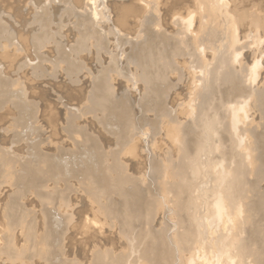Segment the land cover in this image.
<instances>
[{
    "label": "rangeland",
    "instance_id": "obj_1",
    "mask_svg": "<svg viewBox=\"0 0 264 264\" xmlns=\"http://www.w3.org/2000/svg\"><path fill=\"white\" fill-rule=\"evenodd\" d=\"M141 1L98 0L95 2L94 0L97 4L91 5L93 0H0V155L3 153V157L5 156L8 160L11 158L13 161L9 160L12 163L10 166L0 164V169L2 168L0 173L4 171L0 174V264H94V254H101V252L102 254L105 252L103 254L104 258L112 255V258L115 256V258L124 257V260L130 259L131 261L128 260L129 263L132 260L134 263L137 255H135L136 249H133L135 246L131 241L132 236L130 239L128 235L120 234L123 231L117 222L113 220L111 223L109 222L110 225L113 224L110 227L103 218L100 219L99 215L97 217L96 208L94 207L96 204L88 199L89 196L86 195L85 185L87 183L85 182L88 180L87 177L91 175L90 179H96L97 177L100 181L103 175L99 172L103 174L101 170L105 169V164L108 165L115 160L118 166L123 163L120 169L126 175L131 176H128L130 181L124 184L125 192L129 193V191L137 189L143 194V201L146 200L145 205H150L151 209L154 210V213L151 211V217L155 216V218L150 217L148 219L151 220L150 222L142 219V225L141 222L133 224L135 230L145 228L149 224H144L150 223L149 229H145L150 230V227H152L153 229L150 231L160 233L161 241L166 243L167 248L172 250L173 256L170 251L171 257L170 255L169 257L174 260L177 258V261L169 258L170 261H173L170 262L171 264H187L188 262V255L182 254L184 252L180 250V246H177L173 239V235L177 231H181L179 226L186 216L193 217L192 228L198 231L199 234H203V237L201 235L196 236L194 239L195 244L193 242L197 254L200 252L197 248L199 247L198 249L201 250V245H207L211 249L203 246L205 250L207 249L205 252L207 260L205 261L203 256L202 258L198 257L199 264L201 262L202 264H205V262L206 264L214 263V261L211 262L213 260L212 254H218L215 251H218L219 246L222 248L223 243L229 247L228 244H232L235 240L232 247L236 245L234 248H237L245 234L247 239L245 237L243 241L245 243V240H250L248 242L251 245L246 242L251 246V249L252 247L261 246L258 237L257 240L254 238L258 236L255 235L257 229L253 227L255 229L253 231L254 229L250 224H247L248 228L244 229L245 224L243 226L241 224L243 227L241 228L239 221H236L239 234L232 224V228L230 229L229 224L228 228L230 230H227L225 223L229 220L225 219L224 214V216H221L220 226L217 224L218 228L216 224L211 223L214 227L216 226L217 230L215 231V228H212L213 226H211V229L209 228L210 222L207 221H210V218L205 214L212 215L211 218H213V213L211 214L212 203H214V200L216 201L215 198L218 196L216 192H220V189H222L220 184L224 186L223 183L218 181V179L220 180L218 165L226 167L221 168V170L227 168L228 170H236L235 166L240 167L241 165L240 169L252 171L253 164L251 165L250 159L260 157L258 161H261L260 170L263 172L260 173L259 171L260 175L257 176H255L257 173L252 172L253 175L250 172L244 179L247 187L254 188L258 194L264 196V0ZM90 8L91 10L92 8L95 9L96 12L91 11ZM92 12L95 13V16L92 15ZM186 14H189V18L191 17L193 20L192 30L189 29L190 31L184 29L185 24L183 22L186 21L183 20L182 22V19L186 18ZM95 17L96 21L94 20ZM204 24L205 27H203ZM206 26H209V28ZM206 28L208 31L210 30L207 35H212L209 37L205 35L204 38L198 36V34L203 35L202 30L206 32ZM192 37L194 41L198 42L192 43ZM199 43L202 44L199 45ZM212 44L213 46H211ZM150 49H155L156 52L153 53L155 50L151 52ZM145 50L147 52H144ZM160 50L163 55L158 53ZM172 50L177 54L172 53ZM201 51L206 53L203 52L202 54ZM234 51L238 54V56L236 55L238 61L233 60V64L237 61L235 67L233 66L236 68V80L234 79L233 84L229 83L230 85L222 81L219 82L218 79L217 81L214 68H216V62L220 58L218 56H225L228 53L235 54ZM146 56L148 57L145 59ZM208 63V66L213 65L209 69ZM255 64H257L258 69H255V73L259 75L253 82L251 81L250 71L253 67L256 68ZM137 66H139V70L136 68ZM204 66H207V68ZM164 67L165 69H163ZM141 68L150 71L151 75L146 70H141ZM211 68L212 70H210ZM136 69L141 71L139 72L140 76ZM200 70L202 76H199L201 75ZM142 72L148 73L153 81L149 79L144 82L142 76H146L144 75L146 73L143 74ZM159 72H162L161 74L164 76H161ZM155 74L161 78H158ZM162 77L164 78L162 79ZM105 80L107 84L101 85L99 83H105ZM201 84L207 85L202 88L199 86ZM147 85L150 90L144 88ZM104 86H109L110 91L103 88ZM210 90L213 92L211 93ZM96 91L98 93L103 91L105 94L104 103H111V105L107 104L109 106L106 105L104 110L99 109L100 112L98 110L90 111V114L86 113L85 109L89 96ZM105 91H108L107 94ZM196 91H198V94H196ZM103 93H101L102 96ZM200 103H203L202 106ZM106 108H110V110ZM122 109L126 111V120H122L119 118L120 116L118 117L120 114L117 113L118 111L120 113ZM196 110H198L197 113ZM235 115L237 116L236 127L239 129L237 132L233 131L232 125L233 116ZM209 120L212 123V125L209 123L211 126L208 124ZM66 126L69 128L67 129ZM200 136L204 138L202 139ZM123 138L126 141H123ZM127 139L129 143H126L128 142ZM176 139L183 140L187 143V146L190 145L188 147L190 154L188 153V155L191 156H188V159L184 162L189 164V170L192 172L189 173L188 170L187 182H191L188 183L191 184L188 189H191L193 195L190 190H187V196L190 193L188 198L189 200L192 198V201H190H195L196 205L190 202L195 206L192 208L193 205L189 204V207L185 210L186 212H184L185 215L184 213H177L176 206L171 202L169 203L171 198L166 197L164 184H162L166 182V179L160 174L159 179L161 180H159V170H156L178 160L180 150ZM207 139L210 141L207 142ZM119 142L123 146L127 144L126 147L120 148L122 145ZM129 146L130 150H128ZM209 146L210 148H208ZM216 147H218V150H216ZM118 150L121 152L119 153ZM201 151H203L202 154ZM232 152L234 155H232ZM113 154H118L117 158ZM246 154L247 156H245ZM100 156L104 161H101ZM111 157L113 161L110 162L108 160ZM17 161L18 163H16ZM190 161H196V164L193 166L194 162L190 163ZM213 163L218 164L216 166ZM25 164L26 166L29 164V168L33 171L31 169H29L30 171L27 170L28 167L26 168ZM238 164L240 165L238 166ZM198 167L200 169L195 172ZM24 168L28 173L27 175L31 176L33 180L31 178L27 179L28 176L22 173L25 172ZM215 168L216 171H214ZM6 170L8 171L7 174L5 173ZM12 172H18L24 175L25 178L22 175H14ZM29 172H32L31 175ZM85 173H88V175ZM155 173L157 176L154 175ZM33 174L36 177H39V174H41V177L43 175L42 180L41 177H39L40 179L35 178ZM193 174L195 177H193ZM214 174L217 175V180L214 178ZM16 176L22 177L23 182L20 178H18L20 182L18 179L16 180ZM85 176L87 180L84 178ZM196 176L197 178L200 176V178L196 180ZM191 177L193 180H190ZM131 178L138 180L137 185ZM37 180L41 184H38ZM215 180L220 184H217ZM32 181L35 182V185L32 184ZM81 181L84 183L82 188L80 186L83 184ZM193 181H196L194 185ZM129 182L132 183L128 185ZM26 184L31 185V187L34 186V188L30 189ZM213 187L216 189H213ZM197 188L202 189H199L201 191L198 192ZM213 193H216L215 196ZM46 196L51 202H48L47 199L41 201L42 197L44 199ZM108 196L107 199L109 200L104 198L105 201L116 205V208H118L120 199L115 193ZM249 197H254L253 192ZM132 202L136 204V199H130L129 205H133ZM204 204H207V206ZM151 205L154 208L156 206V208L153 209ZM9 206H11L10 210L12 211L8 210ZM197 206L198 208H195ZM210 208L211 210H209ZM196 209L202 211L198 212ZM18 211L20 214L22 213V218L27 221L24 226L12 222L21 218ZM90 211H93L94 215L89 213ZM11 212L14 214L12 215ZM79 212L84 214L81 213V215ZM186 213L193 214L190 216ZM261 213V217H263L260 218L264 220L263 212ZM228 214L231 215L229 217H232L230 220L233 223L232 219L235 215L233 216L230 212ZM182 216L183 218H181ZM194 216L198 220H195ZM201 216H205L207 219L204 217L205 221H203ZM12 217H14L13 220ZM85 218H87V221ZM256 218L257 216H255ZM177 219H179V222ZM194 220L199 222L200 226ZM233 220L236 223V217ZM263 220L259 221L264 226ZM114 222L118 225L117 227ZM192 222L190 221V224ZM77 223L80 227H75ZM261 224L259 223V225ZM197 225L199 228H194ZM205 226H208V228ZM200 227L205 228L202 230ZM74 229H77V231ZM232 229L233 231H231ZM246 229H249L250 233L249 231L247 233ZM204 230L206 231L202 233ZM228 231H230L229 235ZM230 234L235 237L230 238ZM248 235L251 237L250 239ZM239 236L242 240L238 238ZM164 237H168L166 242ZM224 237L225 241H223ZM29 238L35 243H32ZM217 238H221L219 239L221 242ZM228 238L230 239L228 240ZM201 239H204L205 243L203 240L201 242ZM169 241L171 243L175 242V249L171 243V245L168 244ZM177 250H180L179 253L176 252ZM6 251L9 255L5 253ZM110 252L112 254H108ZM101 257L102 260H105L103 256ZM180 257L184 261H179ZM92 259L93 261H91ZM103 263L104 261L101 264ZM95 264L98 263L95 262Z\"/></svg>",
    "mask_w": 264,
    "mask_h": 264
},
{
    "label": "bare ground",
    "instance_id": "obj_2",
    "mask_svg": "<svg viewBox=\"0 0 264 264\" xmlns=\"http://www.w3.org/2000/svg\"><path fill=\"white\" fill-rule=\"evenodd\" d=\"M96 1H98V0H95V2ZM104 1V0H103ZM141 1V0H140ZM143 1V0H142ZM141 1V2H142ZM212 1H214V0H212ZM224 1V0H223ZM94 0H93V3H91V5H93L94 3ZM144 2V1H143ZM215 2H216V0H215ZM105 3V2H104ZM153 3V2H152ZM212 3V2H211ZM95 4H97V3H95ZM110 5V4H109ZM111 5H112V3H111ZM113 5H115V4H113ZM129 5V4H128ZM214 5V4H213ZM217 5H219L218 3H217ZM95 6V5H94ZM94 6H92V7H94ZM156 6V5H155ZM216 6V5H215ZM215 6H213V7H215ZM98 7V6H97ZM101 7V6H100ZM104 7H105V5H104ZM95 8H96V6H95ZM117 8V7H116ZM44 9V8H43ZM125 9V8H124ZM147 9V8H146ZM90 10H91V8H90ZM92 10L93 11H95V9H93L92 8ZM91 10V11H92ZM112 10V9H111ZM102 11V10H101ZM105 11V10H104ZM159 11H160V9H159ZM208 11V10H207ZM96 12V11H95ZM125 12V11H124ZM157 12V11H156ZM93 13V14H92ZM91 14L92 15H94L95 16V13L94 12H92ZM98 13V12H97ZM189 13V12H188ZM100 14V13H99ZM192 14V13H191ZM98 15V14H97ZM101 15V14H100ZM117 15H118V13H117ZM189 14H186V18H183L182 19V22H183V20H185L186 22H183L184 24H185V27H184V29H186V31H188L189 29H191L192 28V26H193V20H192V18L190 17L189 18ZM196 16V15H195ZM97 17V16H96ZM96 17H95V21L97 20L96 19ZM188 17V18H187ZM193 17V16H192ZM115 18V17H114ZM117 18H119V17H117ZM182 18V17H181ZM176 19V18H175ZM101 20V19H100ZM115 20V19H114ZM103 21V20H102ZM175 21V20H174ZM112 22V21H111ZM114 22V21H113ZM154 22V21H153ZM160 22V21H159ZM176 22V21H175ZM179 22V21H178ZM156 24H158V23H156ZM163 24V23H162ZM182 24V23H181ZM183 24V25H184ZM208 24V23H207ZM206 24V25H207ZM178 25V24H177ZM209 25V24H208ZM198 26V25H197ZM200 27V26H199ZM199 27H198V29H199ZM203 27H205V24H204V26ZM206 27H208L209 28V26H206ZM182 28V27H181ZM202 29V28H201ZM207 29V28H206ZM192 30V29H191ZM195 30H197V29H195ZM194 30V31H195ZM185 31V32H186ZM190 31V30H189ZM210 31V30H209ZM208 31V29L206 30V32L204 31V30H202V33H203V35H199L198 34V36H203V38L205 37V35H207L208 33L207 32H209ZM197 32H199V31H197ZM196 32V33H197ZM192 33H194V32H192ZM176 34V33H175ZM177 35H178V33H177ZM189 35H192V34H189ZM195 35H197V34H195ZM210 35H212V34H210ZM209 35V36H210ZM174 36V35H173ZM208 36V35H207ZM208 36V37H209ZM182 37V36H181ZM189 37V36H188ZM195 37H197V36H195ZM177 38H179V37H177ZM183 38V37H182ZM185 38V37H184ZM212 38V37H211ZM197 39H199V38H197ZM202 39V38H201ZM206 39V38H205ZM209 39V38H208ZM213 39V38H212ZM191 40H193V37H192V39ZM188 41V40H187ZM196 41V40H195ZM194 40L193 41H191L192 43L194 42V43H196V42H198V41H196L195 42ZM204 41V40H203ZM205 41H207V40H205ZM42 42V41H41ZM160 42V41H159ZM184 42V41H183ZM188 42H190V41H188ZM190 42V43H191ZM210 41L208 40V43H209ZM39 43V42H38ZM37 43V44H38ZM202 43H204V42H202ZM202 43H199V45H201ZM207 43V45H209ZM181 44V43H180ZM187 44V43H186ZM205 44V43H204ZM148 45V44H147ZM184 45V44H183ZM194 45V44H193ZM196 45V44H195ZM158 46V45H157ZM164 46V45H163ZM190 46V45H189ZM211 46H213V44L211 45ZM138 47H139V45H138ZM206 47V46H205ZM161 48V47H160ZM159 48V49H160ZM200 48H201V46H200ZM203 48V47H202ZM208 48V47H207ZM216 48V47H215ZM175 49V48H174ZM173 49V50H174ZM188 49H190L189 47H188ZM137 50H138V48H137ZM149 50V49H148ZM153 50H155V49H153ZM153 50H151L150 49V51L152 52ZM157 50H158V48H157ZM173 50L171 51L172 53H174L173 52ZM185 50V49H184ZM187 50V49H186ZM218 50V49H217ZM149 51V52H150ZM168 51V50H167ZM178 51V50H177ZM211 51V50H210ZM144 52H147L146 50L144 51ZM150 52V53H151ZM156 52V50L155 51H153V53H155ZM158 52V51H157ZM160 52H162L161 50L158 52V53H160ZM170 52V51H169ZM168 52V53H169ZM170 52V53H171ZM198 52H200V51H198ZM204 52V51H203ZM203 52L201 51V53L203 54ZM236 51H234V53H235ZM150 53H149V55H150ZM165 53V52H164ZM167 53V52H166ZM169 53V54H170ZM171 53V54H172ZM176 53V52H175ZM174 53V54H175ZM181 53V52H180ZM206 52H204V54H205ZM144 54V53H143ZM161 55H163L162 53H160ZM177 54V53H176ZM217 54V53H216ZM232 54V55H231ZM145 55H148V54H145ZM156 55V54H155ZM159 55V54H158ZM165 55V54H164ZM168 55V54H167ZM184 55V54H183ZM238 56V54L237 53H235V54H233V53H228L227 55H225V56H218V57H220L218 60H217V62H216V65H215V67L216 68H214L215 69V71H214V75H215V77H216V80L218 79L219 80V82L220 81H222L223 83H226V84H233V81H234V79L236 80V78H235V69L236 68H234L235 66L234 65H236V63H237V59H236V57ZM160 56V55H159ZM139 57H140V55H139ZM148 56H146L145 57V59L147 58ZM158 57V56H157ZM164 57V56H163ZM167 57V56H166ZM171 57V56H170ZM173 57V56H172ZM217 57V58H218ZM137 58V57H136ZM144 58V57H143ZM139 59V58H138ZM152 59V58H151ZM166 59V58H165ZM135 60V59H134ZM137 60V59H136ZM167 60V59H166ZM233 60H237L234 64H233ZM139 61V60H138ZM137 61V62H138ZM146 61H148V60H146ZM149 61H151L150 59H149ZM152 62H154V61H152ZM150 63V62H149ZM152 64V63H151ZM157 64H160V63H157ZM162 64V63H161ZM211 64V63H210ZM239 64V63H238ZM153 65H154V63H153ZM209 65V63L207 64V66ZM212 65V64H211ZM210 65V66H211ZM256 65L257 64H255V67H256ZM149 66H151V65H149ZM207 66L205 67V68H207ZM210 66H208V69H209V67ZM213 66V65H212ZM234 66V67H233ZM254 66V65H253ZM139 66H137L136 68H138ZM155 67V66H154ZM203 67V68H204ZM156 68V67H155ZM163 69H165V67L163 68ZM178 69V68H177ZM208 69H203V70H208ZM255 69H257V67L256 68H254L253 67V69L250 71V75H251V78H252V80L251 81H255V79H257V77H258V75L259 74H256L255 72ZM70 70V69H69ZM69 70H68V72H69ZM137 70V69H136ZM138 70H139V68H138ZM137 70V71H138ZM141 70H143V71H145L144 69H142L141 68ZM154 70H158V69H154ZM202 70V69H201ZM201 70H200V74L202 73L201 72ZM210 70H212V68L210 69ZM258 70V69H257ZM147 71V70H146ZM160 71V70H159ZM238 71V70H237ZM139 72H141V71H138V73ZM148 72V71H147ZM156 72V71H155ZM205 72V71H204ZM71 73V72H70ZM143 73V72H142ZM144 73H146V72H144ZM143 73V74H144ZM149 74L151 73L150 71L148 72ZM148 73H146V74H144V75H146V76H142L143 77V79L141 78V77H139V78H141L144 82L146 81L147 82V80H149L151 77H149L148 76ZM154 73V72H153ZM157 73V72H156ZM162 73V72H161ZM160 72H159V74L162 76L163 74H161ZM205 74H207V73H205ZM142 75V74H141ZM154 75V74H153ZM156 75V74H155ZM159 75V76H160ZM135 76H136V74H135ZM139 76H140V73H139ZM157 76V75H156ZM164 76V75H163ZM199 76H202V74L201 75H199ZM210 76H212V75H210ZM137 77V76H136ZM158 77V76H157ZM134 78V77H133ZM155 78V77H154ZM153 78V79H154ZM158 78H161V77H158ZM164 77H162V79H163ZM198 78V77H197ZM206 78V77H205ZM209 78V77H208ZM208 78H207V80H208ZM214 80H215V78L214 77H212ZM243 78H244V76H243ZM138 79V78H137ZM156 79V78H155ZM155 79H154V81H155ZM161 79V80H162ZM210 79H211V77H210ZM209 79V80H210ZM141 80V81H142ZM151 80V79H150ZM158 80V79H157ZM198 80V79H197ZM203 81H204V79H202ZM206 80V79H205ZM206 80V81H207ZM217 80V81H218ZM240 80V79H239ZM101 81H102V79H101ZM140 81V80H139ZM151 81H153V80H151ZM150 81V83H152ZM164 81V80H163ZM199 81V80H198ZM197 81V82H198ZM213 81V80H212ZM211 81V83H213ZM242 81V80H241ZM251 81H250V83H251ZM263 81V80H262ZM161 82V81H160ZM200 82V81H199ZM205 82V81H204ZM244 82V81H243ZM99 83H101V85H103V84H107L106 83V80H105V83H102V82H99ZM201 83V82H200ZM203 83V82H202ZM208 83V82H207ZM142 84V83H141ZM146 84V83H145ZM166 84H168V83H166ZM191 84V83H190ZM209 84H210V82H209ZM208 84V85H209ZM215 84V83H214ZM213 84V85H214ZM229 84V85H230ZM100 85V84H99ZM98 85V86H99ZM101 85L99 86L100 87V89H101ZM150 85V84H149ZM164 85H165V83H164ZM202 85V86H201ZM201 85H199L200 87H202V88H205V85H207V84H205V85H203V84H201ZM225 85V84H224ZM239 85V84H238ZM151 86V85H150ZM204 86V87H203ZM219 86H221V85H219ZM236 86V85H235ZM255 86V85H254ZM95 87V86H94ZM149 86L147 85V87H144L145 89L146 88H148ZM167 87H168V85H167ZM192 87V86H191ZM210 87V89H211V86H209ZM213 87V86H212ZM225 87V86H224ZM251 87V86H250ZM103 88H106V89H108L109 88V86L108 87H106V86H104ZM150 88V87H149ZM148 88V89H149ZM208 88V87H207ZM242 88V87H241ZM100 89H98L99 91H100ZM105 89V90H106ZM153 89V88H152ZM162 90H163V88H161ZM161 89H160V91H161ZM165 89V88H164ZM195 89V88H194ZM95 90V89H94ZM103 90V89H102ZM109 91H110V89H108ZM150 90V89H149ZM154 90V89H153ZM192 90V89H191ZM212 90V89H211ZM210 90V91H211ZM227 90V89H226ZM233 90H235V89H233ZM148 91V90H147ZM157 91V90H156ZM231 91V90H230ZM108 92V91H107ZM107 92L105 91V93L107 94ZM148 92H150V91H148ZM153 92V91H152ZM162 93H163V91H161ZM197 93L196 94H198V91H196ZM209 92V91H208ZM213 91H211V93H212ZM222 92V91H221ZM232 92V91H231ZM101 93H103V91L101 92ZM100 92L98 93V91H96V92H94L93 94H90L91 96H89V100H88V103H87V106H86V113L88 112H94V111H98L99 109H101V110H104V108H105V106L107 105V104H109V103H104V100H105V98H104V93H103V96H102V94H101ZM155 94H156V92H154ZM192 93H194V92H192ZM210 93V94H211ZM217 93V92H216ZM225 93V92H224ZM237 93V92H236ZM158 94V93H157ZM161 94V93H160ZM112 95V94H111ZM110 95V97L112 98V96ZM189 95V94H188ZM209 95V94H208ZM251 95V94H250ZM108 96V95H107ZM196 96V95H195ZM217 96V95H216ZM227 96V95H226ZM257 96V95H256ZM221 97V96H220ZM232 97V96H231ZM230 97V98H231ZM253 97V96H252ZM189 98H191V97H189ZM198 98V97H197ZM217 99V98H216ZM232 99V98H231ZM113 100H115L114 98H113ZM206 100V99H205ZM230 100V99H229ZM118 101V100H117ZM171 101V100H170ZM201 101H203V100H201ZM233 101V100H232ZM261 101V100H260ZM188 102H191V101H188ZM204 102V101H203ZM206 102V101H205ZM208 102V101H207ZM225 102V101H224ZM119 103V102H118ZM229 103V102H228ZM201 104V106H202V104L203 103H200ZM206 104V103H205ZM109 105H111V103L109 104ZM109 105H107V106H109ZM187 105V104H186ZM229 105V104H228ZM232 105H233V103H232ZM260 105V104H259ZM218 106H219V104H218ZM264 106V105H263ZM116 107H118V106H116ZM116 107H114V108H116ZM194 107V106H193ZM206 107V106H205ZM224 107V106H223ZM226 107V106H225ZM242 107V106H241ZM114 108H112V109H114ZM214 108V107H213ZM222 108V107H221ZM106 109H109L110 110V108H106ZM117 109H119V108H117ZM121 109V108H120ZM192 109V108H191ZM85 110H84V112H85ZM216 110V109H215ZM226 110V109H225ZM230 110H232V109H230ZM239 110V109H238ZM197 111L198 110H196L195 112L197 113ZM227 111V110H226ZM229 111V110H228ZM233 111V110H232ZM83 112V113H84ZM99 112H100V110H99ZM105 112V111H104ZM107 112H108V110H107ZM116 112V111H115ZM97 113V112H96ZM117 113V112H116ZM161 113V112H160ZM216 113H217V110H216ZM233 113H234V111H233ZM90 114V113H89ZM117 114H120V115H118V117L119 118H121L122 120H126V111H125V109L123 110L122 109V111L119 113V111H118V113ZM208 114V113H207ZM231 114V113H230ZM233 115V114H232ZM166 116V115H165ZM218 117V116H217ZM232 117V116H231ZM234 118H233V122H232V125H233V131H235V132H237V131H239V129L236 127V122H237V120H236V118H237V116L235 115V116H233ZM264 118V117H263ZM72 121V120H71ZM210 121V120H209ZM229 121H231V120H229ZM151 122V121H150ZM69 123V122H68ZM207 123V122H206ZM209 123H211V121L210 122H208V124ZM138 124V123H137ZM197 124V123H196ZM210 125V124H209ZM208 125V127H210L211 125H212V123H211V125L209 126ZM251 125V124H250ZM69 126V125H68ZM70 126H71V124H70ZM69 126V127H70ZM238 126V125H237ZM241 126V125H240ZM67 127V126H66ZM69 127H67V129L69 128ZM72 127V126H71ZM70 127V128H71ZM206 127H207V125H206ZM177 128V127H176ZM212 128H213V126H212ZM251 128V127H250ZM139 129V128H138ZM179 129V128H178ZM209 130H211V129H209ZM214 130V129H213ZM218 130V129H217ZM75 131V130H74ZM212 131V130H211ZM211 131H210V133H211ZM185 132V131H184ZM241 132V131H240ZM244 132V131H243ZM242 132V133H243ZM74 133V132H73ZM76 133V132H75ZM80 133V132H79ZM203 134V133H202ZM201 134V135H202ZM228 134V133H227ZM133 135V134H132ZM134 136V135H133ZM203 136V135H202ZM202 136H200V138H204V137H202ZM206 136H209V135H206ZM237 136H239V135H237ZM126 137V136H125ZM124 137V138H125ZM198 137V136H197ZM218 137V136H217ZM234 137V136H233ZM123 138V139H124ZM239 138H240V136H239ZM238 138V139H239ZM126 139V138H125ZM123 140V141H126V140ZM140 139V138H139ZM144 139V138H143ZM182 139V138H181ZM192 139H194V138H192ZM210 139V138H209ZM209 139H207V142L208 141H210ZM220 139V138H219ZM243 139V138H242ZM214 140V139H213ZM216 140V139H215ZM224 140V139H223ZM127 141H128V139H127ZM176 141L179 143V150H180V152H179V155H178V160L177 161H175V163H171L170 165L168 164V166H166V167H164V168H161V169H159L158 167V169H156V170H159L158 171V179H159V177H161V176H163L165 179H166V182H161L162 184H164L163 185V188H164V191H165V195H166V197H168V199L169 198H171L170 199V201H169V203L171 202V204H174L176 207H175V210H176V212L177 213H184V212H186L185 210L189 207V204H190V202L192 201L191 199V201L189 200V198H188V196L190 197V193H188V196H187V190H190V192H191V189H188V186H190L188 183H191V182H187L188 180H187V178H188V170H189V164L188 163H185L184 161H186L187 159H188V156H191V155H188V153L190 152V149L188 148L189 146H187V143H185V142H183V140H177L176 139ZM252 141V140H251ZM135 142V141H134ZM213 142V141H212ZM211 142V143H212ZM240 142V141H239ZM122 143H124V142H122ZM126 143H129V141L128 142H126ZM204 143H205V141H204ZM230 143V142H229ZM241 143V142H240ZM119 144H121L120 142H119ZM189 144V143H188ZM203 144V143H202ZM122 146L120 147V148H122V147H126V145H124L123 146V144H121ZM134 145V144H133ZM222 145H223V142H222ZM258 145V144H257ZM202 146V145H201ZM247 146V145H246ZM226 147V146H225ZM235 147H236V145H235ZM252 147V146H251ZM118 148V147H117ZM129 149L128 150H130V146L128 147ZM208 148H210V146L208 147ZM217 149L216 150H218V147H216ZM249 148V147H248ZM262 148V147H261ZM205 149V148H204ZM241 149V148H240ZM1 150V149H0ZM196 150V149H195ZM200 150V149H199ZM214 150V149H213ZM242 150V149H241ZM250 150V149H249ZM119 151V150H118ZM215 151V150H214ZM2 152H4V151H2ZM121 151H119V153H120ZM200 152V151H199ZM202 152L203 151H201V154H202ZM245 153H246V151H244ZM249 152V151H248ZM253 152V151H252ZM262 152V151H261ZM127 153V152H126ZM194 153V152H193ZM233 153V152H232ZM264 153V152H263ZM1 154V153H0ZM6 154V153H5ZM190 154V153H189ZM223 154V153H222ZM221 154V155H222ZM226 154V153H225ZM224 154V155H225ZM231 154V153H230ZM239 154V153H238ZM248 154V153H247ZM247 154L245 155V156H247ZM262 154V153H261ZM2 155H3V153H2ZM2 155H0L1 157H0V164L2 165V166H10V164H12V163H10V161L9 160H11V162H13L12 161V159L11 158H9V160L4 156H2ZM114 155V154H113ZM118 155V154H117ZM117 155H114L116 158H117ZM215 155V154H214ZM218 155V154H217ZM232 155H234V153L232 154ZM252 155V154H251ZM258 155V154H257ZM103 156V155H102ZM102 156H100V158H101V161H104V159L102 160ZM111 156V155H110ZM261 156V155H260ZM264 156V155H263ZM9 157H12V156H9ZM14 157V156H13ZM104 157V156H103ZM107 157V156H106ZM193 157H194V155H193ZM223 157V156H222ZM244 157V156H243ZM251 157V156H250ZM115 158V159H116ZM210 158V157H209ZM228 158V157H227ZM260 157H255V158H251L250 159V163H251V165L253 164V167H251L252 168V171L250 170V171H248V169H240V167H241V165L240 164H238V166L240 165V167H237V166H235V168H236V170H232V169H230V170H228V168L227 169H223V170H221V168H223L224 166H219L218 165V167H217V169H219L220 170V180L218 179V181H220L221 183H223L224 184V186H222V184H220L219 182H217L216 180V177H217V175H215L214 174V178L216 179L215 181H216V183L218 184H220V187H222V189H220V192H216L215 190V192L218 194V196L215 198L216 199V201L214 200V203H212L213 204V206L211 207L212 208V210H213V212H212V210H211V208L209 209V210H211V214L213 213V218H211L212 217V215H207V213L205 214V216H207V217H209L210 218V221L208 220L207 222L209 223L210 222V225H208L209 226V228L211 229V226H213L212 228H215L216 226H217V224H218V226H220L219 224H220V219H222L221 218V216H224V214H225V216L228 218H226L225 217V219L226 220H229V221H227V223H225L226 225H227V230L229 229L228 228V226H229V224H230V226H231V224L232 225H234L235 227H236V229L238 228V226H236V224H237V222L236 221H239V223H240V227L241 228H243L242 226L245 224V226H244V229L247 227L248 228V226H247V224H250L251 226H252V228L254 227L255 229H257V234H255V235H258V236H256V237H254L255 238V240H257V239H259V242H261V246H257V247H255V248H253L252 247V249H251V244L248 242V241H250V240H245V243H244V238L246 237L245 235V232H244V238H243V240L242 239H240V236L242 235H240L238 238L240 239V240H242L241 242H243V243H239V242H235V243H239V245H237V248H234L236 245H234V247H232V245L234 244L233 242L235 241L234 239V241L232 242V244L230 245V244H228L229 245V247L228 246H226L224 243H223V245H222V248L220 247V249H219V247H218V251L216 250H214L215 252H218V254L216 253V255L215 254H212V258H213V260H211V262L212 261H214V263L212 262H210L211 264H222L223 262H224V264H248V263H253V264H264V226L261 224V221L263 220V219H261L262 217H261V212H263V215H264V196H261V194H258L257 192H256V190H254V188H249V187H247L246 186V182H245V176L246 175H249V173L251 172H254V174H256L255 176H257L258 174H259V171H260V173H261V171L262 170H260V160L258 161V159H259ZM40 159V158H39ZM111 159H112V157H111ZM111 159H109L108 161H113V159L111 160ZM190 159H191V157H190ZM189 159V160H190ZM231 159V158H230ZM247 159H249V158H247ZM261 159H262V157H261ZM18 160V159H17ZM107 160V159H106ZM120 160V159H119ZM195 160V159H194ZM216 160V159H215ZM214 160V161H215ZM222 160V159H221ZM220 160V161H221ZM238 160V159H237ZM19 161V160H18ZM18 161L16 162V163H18ZM116 161V160H115ZM112 162V163H110V164H108V165H106L105 164V169H103V170H101V169H99V170H101V171H103V174H102V172L100 173L99 172V174H101V175H103V176H101V180L99 181L98 180V178L96 177V179L95 178H92V179H90L89 177L91 176H89V177H87V179H86V176L84 177L87 181L85 182V183H87V185H85V187H86V195H88L89 196V198L88 199H91L92 201H93V203H95L96 205H94V207L96 208L95 209V213L97 214L96 216L97 217H101L100 219H102L103 218V220H105L106 222H108L107 224H109L110 225V223H111V221L113 220V221H115V222H117V224L119 225V227H120V229L123 231V233H120V232H122V231H120L119 233L120 234H126V236L128 235V236H130V239H131V236H132V240L131 241H133V245L135 246V248H133L134 250H135V255H137L136 256V259L134 260V263H133V260H132V262H130L129 263V261L128 260H130V259H128V257H127V259L128 260H124V257H117V258H112V255H111V257H109V255L108 256H105V258H104V253L102 254V252H101V254L100 253H97L96 255L94 254V264H95V262L96 263H98V264H101L102 263V261H104V263L103 264H169L170 262H173V261H177V258L174 260V259H172V258H170L171 257V254H172V250L170 249V248H167L168 247V245L166 246V243H163L162 241H161V238H160V236L161 235H159L158 233H155V232H152V231H150L151 229H153L152 227H150L151 229L150 230H146V229H149V227L148 226H150V223H148V222H150L148 219H150V217H151V211H153V213H154V210H152L151 209V207H150V205L148 206V204H147V206L145 205V201H143V194L141 193V192H139V191H137V189L136 190H132L131 192L129 191V190H127V191H129V193H127V192H125L126 190H124V184L125 183H127L128 181H130V178L129 177H131L130 175H126L125 173H123L122 172V170L120 169L121 167L120 166H122V164L120 165V166H118V164L116 163V162ZM118 161V160H117ZM127 161V160H126ZM229 161V160H228ZM36 162V161H35ZM194 161H190V163H193ZM219 162V161H218ZM264 162V161H263ZM262 162V163H263ZM20 163V162H19ZM106 163V162H105ZM108 163V162H107ZM200 163H202V162H200ZM231 163V162H230ZM196 164V161L193 163V166ZM209 164V163H208ZM211 164V163H210ZM214 164V163H213ZM218 164V163H217ZM217 164H214V165H216L217 166ZM222 164V163H221ZM234 164V163H233ZM14 165V164H13ZM28 166H26V164H25V166H26V168L28 167V169L27 170H29V169H31V168H29L30 167V165L29 164H27ZM34 165H36L35 163H34ZM42 165V164H41ZM40 165V166H41ZM101 165V164H100ZM197 165H198V163H197ZM201 165V164H200ZM250 165V166H251ZM31 166H32V164H31ZM39 166V165H38ZM37 166V167H38ZM199 166V165H198ZM11 167H13V166H11ZM24 167V166H23ZM101 167V166H100ZM191 167V166H190ZM197 167V166H196ZM215 167V166H214ZM229 167V166H228ZM7 168H9V167H7ZM18 168H19V166H18ZM22 168V167H21ZM20 168V169H21ZM36 168V167H35ZM103 168V167H102ZM125 168V167H124ZM194 168V167H193ZM224 168H226V167H224ZM234 168V169H235ZM2 169V168H1ZM0 169V170H1ZM10 169V168H9ZM16 169V168H15ZM41 169H42V167H41ZM126 169V168H125ZM124 169V170H125ZM198 169H200L199 167L197 168V170L195 169V172L196 171H198ZM208 169V167L206 168V170ZM211 169V168H210ZM216 168L214 169V171H216L217 170ZM11 170V169H10ZM13 170H14V168H13ZM12 170V171H13ZM24 170H25V168H24ZM32 170V169H31ZM192 170V169H191ZM213 170V169H212ZM228 170V171H227ZM17 171V170H16ZM23 171V170H22ZM30 171V170H29ZM33 171V170H32ZM39 171V170H38ZM190 171V170H189ZM2 172H4V171H1V173L0 174H2ZM7 170H6V174H7ZM18 172H20V171H18ZM18 172H12V173H14V175L16 174V175H22V174H20V173H18ZM36 173H37V170L35 171ZM49 172V171H48ZM219 172V171H218ZM263 172V171H262ZM11 173V172H10ZM18 173V174H17ZM22 173H24V175L26 174H28L27 173V171L25 170V172H22ZM30 173V172H29ZM32 173V172H31ZM31 173H30V175H31ZM45 173H47V172H45ZM55 174H56V172H54ZM189 173H192L191 171L189 172ZM201 173V172H200ZM199 173V174H200ZM203 173V172H202ZM201 173V174H202ZM211 173V172H210ZM54 174V175H55ZM86 174V173H85ZM90 174V173H89ZM92 174V173H91ZM98 174V175H99ZM161 174V176H159ZM198 174V173H197ZM198 174V175H199ZM205 174H206V171H205ZM204 173H203V175H205ZM209 174V173H208ZM253 174V173H252ZM253 174V175H254ZM12 175V174H11ZM13 175V176H14ZM24 175H22L23 177H24ZM34 175V177L35 178H37L36 176H35V174H33ZM32 175V176H33ZM40 176L39 177H41V174H39ZM47 175V174H46ZM86 175H88V173L86 174ZM92 175H95V174H92ZM154 175H156V173L154 174ZM197 175V176H198ZM260 175V174H259ZM2 176V175H1ZM12 176V177H13ZM28 177H27V179L28 178H31V176H29V175H27ZM44 176H45V174H44ZM84 176V175H83ZM96 176H97V174H96ZM100 176V175H99ZM129 176V177H128ZM147 176V175H146ZM157 176V175H156ZM197 176H196V180L197 179H199L200 178V176L197 178ZM6 177V176H5ZM17 178H16V180L18 179V178H20L19 176H16ZM33 177V178H34ZM38 177V179H40ZM42 177H43V175H42ZM42 177H41V180H42ZM193 177H195V175L193 174ZM203 177V176H202ZM3 178V177H2ZM7 178V177H6ZM25 178V177H24ZM34 178V179H35ZM83 178V179H84ZM259 178H261V177H259ZM21 180H22V177L20 178ZM32 179V178H31ZM84 179V180H85ZM100 179V178H99ZM132 179V178H131ZM190 179V178H189ZM195 179V178H194ZM26 180V179H25ZM33 180V179H32ZM98 180V181H97ZM133 181H134V183L136 184V182L138 181H136V179H132ZM131 180V181H132ZM159 180H161V179H159ZM190 180H193L192 179V177H191V179ZM211 180V179H210ZM13 181V180H12ZM18 181H19V179H18ZM39 180H37L36 182L39 184L40 182H38ZM44 181V180H43ZM43 181H41V182H43ZM83 181V180H82ZM81 181V182H82ZM14 182V181H13ZM20 182V181H19ZM21 182H23V180L21 181ZM140 182H141V180H140ZM196 182V181H195ZM194 181H193V185H194V183H195ZM255 182V181H254ZM15 183V182H14ZM18 183V182H17ZM25 183V182H24ZM28 184H29V182H27ZM34 183V184H33ZM37 183H36V185H37ZM83 183V182H82ZM132 182H129L128 183V185L129 184H131ZM138 183V182H137ZM23 184V183H22ZM32 184L33 185H35V182H33L32 181ZM41 184V183H40ZM215 184V183H214ZM27 185V184H26ZM83 185H84V183L82 184V185H80L81 186V188L83 187ZM137 185V184H136ZM24 186V185H23ZM27 186H29V185H27ZM38 186V185H37ZM42 186V185H41ZM44 186V185H43ZM131 186V185H130ZM196 186V185H195ZM201 186V185H200ZM216 186V185H215ZM250 186H252V185H250ZM256 186V185H255ZM21 187V186H20ZM30 187V189L31 188H34V186L33 187H31V185L29 186ZM28 187V188H29ZM36 187V186H35ZM40 187V186H39ZM132 187V186H131ZM134 187V186H133ZM202 187V186H201ZM38 188V187H37ZM37 188H35V190L36 191H38V189ZM41 188V187H40ZM136 188V187H135ZM189 188H191V187H189ZM192 188H193V186H192ZM196 188V187H195ZM14 189V188H13ZM23 189V188H22ZM43 189V188H42ZM132 189V188H131ZM194 189V188H193ZM192 189V190H193ZM199 189H202V188H197V190H198V192L199 191H201V190H199ZM211 189V188H210ZM213 189H216V188H214L213 187ZM218 191H219V186H218ZM256 189V188H255ZM25 190V189H24ZM29 190V189H28ZM138 190H140V189H138ZM18 191H19V189H18ZM35 191V192H36ZM82 191V190H81ZM163 191V192H164ZM20 192V191H19ZM22 192V191H21ZM197 192V191H196ZM195 192V193H196ZM197 192V193H198ZM253 192V198H251V197H249V195L251 194ZM26 193V192H25ZM39 193V192H38ZM85 193V192H84ZM83 193V194H84ZM88 193V194H87ZM113 193H115V195L120 199V203H119V207L118 208H116L117 206L116 205H113L112 203H109V202H106L105 201V199L106 200H109V199H107V197L109 198V196L108 195H110L111 194V196H112V194ZM216 193H213V195L214 194H216ZM18 194V193H17ZM23 194V193H22ZM22 194H20V195H22ZM36 194H37V192H36ZM44 194V193H43ZM191 194H192V192H191ZM19 195V196H20ZM41 195V194H40ZM193 195V194H192ZM212 195V196H213ZM17 196V195H16ZM38 196H39V194H38ZM110 196V197H111ZM145 196V195H144ZM164 196V195H163ZM187 196V197H186ZM215 196V195H214ZM87 197V196H86ZM192 197V196H191ZM37 198H39V197H37ZM36 198V199H37ZM52 198V197H51ZM50 198V199H51ZM60 198H61V196H60ZM59 198V199H60ZM105 198V199H104ZM201 198V197H200ZM41 199V198H40ZM39 199V200H40ZM46 199H47V196L43 199V197H42V199H41V201L43 200V201H46ZM63 199V198H62ZM61 199V200H62ZM87 199V200H88ZM130 199H136V204L134 203L133 204V202H132V204L133 205H129V202H130ZM195 199L197 200V198L195 197ZM195 199H193V200H195ZM204 199V198H203ZM35 200V199H34ZM48 200V202H51V201H49V198L47 199ZM53 200V199H52ZM188 200H189V202H188ZM202 200V199H201ZM63 201V200H62ZM112 201V200H111ZM110 201V202H111ZM162 201V200H161ZM164 201H165V198H164ZM89 202H91V201H89ZM163 202V201H162ZM197 202V201H196ZM43 203V202H42ZM66 203V202H65ZM166 203V202H165ZM168 203V202H167ZM191 203H195V201H193V202H191ZM203 203H206V202H203ZM203 203H201V204H203ZM40 204V203H39ZM112 204V205H111ZM154 204V203H153ZM197 204H198V202H197ZM200 204V205H201ZM15 205V204H14ZM191 206H192V208L196 205V203H195V205L194 204H190ZM205 205V204H204ZM115 206V207H114ZM152 206V205H151ZM203 206V205H202ZM205 206H207V204L205 205ZM10 207L11 206H9V211H12V210H10ZM15 207V206H14ZM13 207V209H15ZM153 207V206H152ZM170 207V206H169ZM155 208H156V206H155ZM154 207H153V209H155ZM192 208H189V209H192ZM195 208H198V206L197 207H195ZM200 208V207H199ZM206 209H208L207 207H205ZM169 209V208H168ZM201 209V208H200ZM199 209V211H202V210H200ZM92 210V209H91ZM193 210V209H192ZM197 210V209H196ZM209 210H208V212H209ZM7 212L8 214L10 213V212ZM15 211V210H14ZM88 211V210H87ZM94 211V210H93ZM93 211L91 212H89V213H92V215H94V213H93ZM170 211V210H169ZM189 211V210H188ZM194 211V210H193ZM198 211V210H197ZM198 211V212H199ZM204 211V210H203ZM85 212V211H84ZM205 212V211H204ZM225 212V213H224ZM231 213L233 216H234V218L233 219H235V217H236V220H235V222L236 223H234V220L232 219V221H233V223H231V218L229 217V216H231L230 214H228V213ZM12 213V212H11ZM80 213V212H79ZM82 213V212H81ZM80 213V214H81ZM86 213V212H85ZM88 213V212H87ZM88 213V214H89ZM197 213V212H196ZM202 213V212H201ZM200 213V214H201ZM5 214V213H4ZM14 213H12V215H13ZM17 214V213H16ZM15 214V215H16ZM18 214H20L19 213V211H18ZM82 214H84V213H82ZM81 214V215H82ZM187 215H189L190 214V216L193 214V213H186ZM194 214H195V212H194ZM209 214V213H208ZM6 215V214H5ZM14 215V216H15ZM78 215V214H77ZM89 215H91V214H89ZM99 215V216H98ZM184 215H185V213H184ZM19 216H21V218L23 217L22 216V213L19 215ZM19 216H17V217H19ZM79 216V215H78ZM199 217H200V215H198ZM203 216V215H202ZM201 216V218H202V220L203 221H205V218L204 217H202ZM255 216H257V218L255 219ZM80 217V216H79ZM187 217V216H186ZM185 217V219H184V221H180L181 223H180V226H179V229H181V231L180 232H176L173 236H174V241L177 243V246L179 245L180 246V250L182 251V252H184V253H182V254H187L188 255V262H187V260H186V256H185V261L187 262V264H199L198 263V257H201L202 258V256L203 257H205L204 259H205V261L207 260L206 258V250L204 249V247L205 246H207V245H201V250H199L198 248H197V250L198 251H200L199 252V254H197V252L195 251V247H194V244H195V238H196V236H202L203 234H199L198 233V231H195L193 228H192V226L191 225H193V222H192V218L193 217H187L186 218ZM195 218V220H198V218L196 217V216H194ZM261 217V218H260ZM9 218V217H8ZM21 218H19V219H17L16 221H12L13 219H14V217H12V222H15L16 223V225L19 223V225H25V223L27 222V221H25L23 218L21 219ZM151 218H155V216L154 217H151ZM181 218H183V216L181 217ZM180 218V219H181ZM189 218V219H188ZM204 218V219H203ZM208 218V219H209ZM238 218V219H237ZM9 219H11V218H9ZM86 219V221H87V218H85ZM93 219V218H92ZM99 219V218H98ZM142 219H144V221H147L148 220V222L147 223H143L144 225H146V224H149V225H146L145 226V228H142V229H138V230H135V228H134V226L135 225H133V224H135V223H137V222H141V220ZM207 219V218H206ZM212 219V220H211ZM225 219H224V221H225ZM261 220V221H259V220ZM78 220V219H77ZM81 220H83V219H81ZM94 220V219H93ZM153 220V219H152ZM178 220V222H179V219H177ZM176 220V221H177ZM195 220H194V222H195ZM242 222H241V221ZM79 221V220H78ZM85 221V222H86ZM190 221L192 222V224H190ZM223 221V222H224ZM264 221V220H263ZM10 222V221H9ZM80 222V221H79ZM106 222H104V223H106ZM110 222V223H109ZM114 222V224H116ZM143 222V221H142ZM142 222L140 223L141 225H142ZM154 222V221H153ZM201 222V221H200ZM206 222V223H207ZM222 222V223H223ZM230 222V223H229ZM8 223V222H7ZM11 223V222H10ZM9 223V224H10ZM29 223V222H28ZM152 223V222H151ZM196 224L198 223V225H199V222H195ZM207 223V224H208ZM211 223L212 224H216V226L214 227V225H211ZM259 223L261 224V225H259ZM8 224V225H9ZM85 224V223H84ZM106 224V225H107ZM116 224V227L118 226ZM139 224V225H140ZM178 224V223H177ZM241 224H242V226H241ZM263 224H264V222H263ZM10 225H12V224H10ZM9 225V226H10ZM92 225V224H91ZM112 226H113V224H111ZM110 225V227H112ZM140 225V226H141ZM143 225V226H144ZM198 225L197 226H194V228L196 227H198ZM206 225V224H205ZM238 225V224H237ZM27 226V225H26ZM32 226V225H31ZM30 226V227H31ZM79 226V223H77V226H75V227H78ZM139 226V227H140ZM174 226H175V224H174ZM174 226H172V227H174ZM200 226V225H199ZM201 226H203V225H201ZM208 226H205L206 228H208ZM218 226H217V228H218ZM251 226H249V227H251ZM12 227V226H11ZM80 227V226H79ZM148 227V228H147ZM181 227V228H180ZM205 227H200L202 230H203V228H205ZM86 228V227H85ZM177 228V227H176ZM199 228V227H198ZM197 228V229H198ZM217 228H215L214 230L216 231L217 230ZM232 228V226L230 227V229ZM253 228V229H254ZM77 229H79V228H77ZM77 229L75 230V231H77ZM115 229H117V228H115ZM114 229V230H115ZM119 229V228H118ZM143 229H145V230H143ZM200 229V230H201ZM209 229V230H210ZM219 229H220V227H219ZM229 229V230H230ZM234 229V228H233ZM233 229L231 230V231H233ZM235 229V231H237V233H238V229L236 230ZM255 229L253 230V231H255ZM29 230V229H28ZM156 230V229H155ZM176 230V229H175ZM199 230V231H200ZM227 230H224V231H227ZM243 230V229H242ZM88 231V230H87ZM206 230H204L202 233H204ZM211 231H213V230H211ZM215 231H213V232H215ZM222 231V230H221ZM248 231H249V233H250V230L249 229H246V232L248 233ZM30 232H32V231H30ZM242 232V231H241ZM45 233V232H44ZM165 233V232H164ZM164 233H162V234H164ZM174 233V232H173ZM172 233V234H173ZM209 233V232H208ZM216 233V232H215ZM214 233V234H215ZM221 233V232H220ZM229 233H230V231H228V235H229ZM236 233V232H235ZM255 233V232H254ZM219 234V233H218ZM223 234V233H222ZM239 234V233H238ZM238 234H234V235H238ZM251 234H252V232H251ZM31 235V234H30ZM168 235V234H167ZM216 235V234H215ZM224 235V234H223ZM227 235V236H228ZM44 236V235H43ZM125 236V235H124ZM162 236H164V235H162ZM204 236H206V235H204ZM218 236V235H217ZM220 236V235H219ZM230 238H233V237H235V236H232L231 234H230ZM249 236V235H248ZM203 237V236H202ZM202 237H200V238H202ZM221 237V236H220ZM229 237V236H228ZM237 237V236H236ZM242 237H243V235H242ZM252 237H253V235H252ZM258 237V238H257ZM32 239H33V237H31ZM31 238H29V239H31ZM45 238V237H44ZM165 239V242L168 240V237H164ZM200 238H197V239H200ZM215 238H216V236H215ZM230 238H228V240L230 239ZM251 237L249 236V239H250ZM257 238V239H256ZM31 239V242L32 243H35L33 240ZM35 239V238H34ZM167 239V240H166ZM171 239V238H170ZM196 239V240H197ZM205 239V238H204ZM204 239H201V242H202V240H203V242L205 243V240ZM208 239V238H207ZM218 239V238H217ZM216 239V240H217ZM219 239H221V238H219ZM218 239V240H219ZM237 239V238H236ZM239 239H238V241H239ZM246 239H247V237H246ZM39 240V239H38ZM163 240V241H164ZM213 240H214V238H213ZM213 240H211V241H213ZM42 241V240H41ZM172 241V240H171ZM171 241H169L168 242V244H170L171 243ZM208 241V240H207ZM220 241V240H219ZM223 241H225V237H224V240ZM222 241V242H223ZM237 241V240H236ZM250 244V245H248V243ZM254 241V240H253ZM252 241V242H253ZM26 242V241H25ZM39 242V241H38ZM37 242V243H38ZM44 242H46V240H44ZM43 242V243H44ZM175 242H173V243H171L172 245H173V248L175 249V246H174V244H175ZM193 242H194V244H193ZM221 242V241H220ZM228 242V241H227ZM256 242V241H255ZM28 243V242H27ZM41 243V242H40ZM197 244H198V242H196ZM203 243V244H204ZM226 243V242H225ZM45 244V243H44ZM170 244V245H171ZM199 244H201V243H199ZM227 244V243H226ZM258 244V243H257ZM40 245V244H39ZM132 245V246H133ZM213 245V244H212ZM214 245L216 246V244L214 243ZM176 246V247H177ZM252 246H253V244H252ZM46 247V246H45ZM170 247V246H169ZM207 247H209V246H207ZM233 248V249H231V248ZM30 248V247H29ZM36 248V247H35ZM179 248V247H178ZM215 248V247H214ZM217 248V247H216ZM8 249V248H7ZM169 251H168V250ZM209 249H210V247H209ZM6 250V249H5ZM180 250H177L176 252H178L179 253V251ZM211 250V249H210ZM220 250V251H219ZM9 252H10V250H8ZM131 251V250H130ZM171 251V254H169V252ZM174 251V250H173ZM1 252V251H0ZM47 252V251H46ZM100 252V251H99ZM7 255H9V253L6 251L5 252ZM180 253V254H181ZM208 253V252H207ZM10 254H11V252H10ZM38 254V253H37ZM100 254V255H99ZM108 254H112V252H110V253H108ZM179 254V255H180ZM181 254V255H182ZM18 255V254H17ZM39 255V254H38ZM106 255V254H105ZM134 255V256H135ZM169 255H170V257H169ZM175 255V254H174ZM178 254L176 253V256H177ZM211 255V254H210ZM37 256V255H36ZM40 256V255H39ZM101 256H103V258L105 259V260H102V257ZM122 256V255H121ZM172 256H173V254H172ZM184 256V255H183ZM42 257V256H41ZM132 257H133V255H132ZM131 257V258H132ZM175 257V256H174ZM19 258V257H18ZM169 258L170 259H172L173 261H170L169 260ZM209 258V257H208ZM182 258L180 257V259H179V261H184V259L183 260H181ZM201 261L203 260V259H200ZM91 261H93V259L91 260ZM125 261V262H124ZM131 261V260H130ZM93 263V262H92ZM171 264V263H170ZM173 264V263H172ZM185 264V263H184ZM201 264H202V262H201ZM205 264H206V262H205ZM207 264H209V263H207Z\"/></svg>",
    "mask_w": 264,
    "mask_h": 264
}]
</instances>
